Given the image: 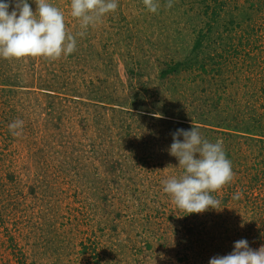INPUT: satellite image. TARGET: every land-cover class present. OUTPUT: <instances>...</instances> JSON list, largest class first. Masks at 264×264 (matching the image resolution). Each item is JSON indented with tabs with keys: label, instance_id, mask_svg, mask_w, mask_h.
<instances>
[{
	"label": "rangeland",
	"instance_id": "rangeland-1",
	"mask_svg": "<svg viewBox=\"0 0 264 264\" xmlns=\"http://www.w3.org/2000/svg\"><path fill=\"white\" fill-rule=\"evenodd\" d=\"M48 2L84 31L71 0ZM157 2L117 0L58 60L0 58V264H209L264 246V0ZM192 123L234 172L199 214L162 184Z\"/></svg>",
	"mask_w": 264,
	"mask_h": 264
},
{
	"label": "clouds",
	"instance_id": "clouds-1",
	"mask_svg": "<svg viewBox=\"0 0 264 264\" xmlns=\"http://www.w3.org/2000/svg\"><path fill=\"white\" fill-rule=\"evenodd\" d=\"M33 2L35 12L28 0H0V58L42 57L55 61L68 56L76 51L77 36H84L90 26L94 27L106 14L118 8L117 0H71L70 15L79 20V26L84 30L74 36L66 28L64 12L48 0ZM143 4L147 11L157 13V0H143ZM165 7L172 8L173 0H167ZM23 125L24 121L17 119L8 128L14 137H19ZM171 135L173 142L168 152L177 158L178 167L183 171L179 177L162 181L163 191L187 214L203 213L209 208L219 210L221 201L211 193L222 189L234 178L223 141L218 139L213 143L202 138L194 123L189 130L179 128ZM242 196L238 190L232 198L239 200ZM209 264H264V246L254 250L246 239H240L234 242L230 253L213 256Z\"/></svg>",
	"mask_w": 264,
	"mask_h": 264
}]
</instances>
